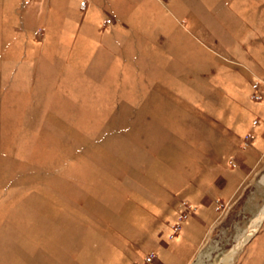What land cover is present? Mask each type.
Segmentation results:
<instances>
[{
  "label": "rangeland",
  "instance_id": "obj_1",
  "mask_svg": "<svg viewBox=\"0 0 264 264\" xmlns=\"http://www.w3.org/2000/svg\"><path fill=\"white\" fill-rule=\"evenodd\" d=\"M124 2L0 0V264H217L264 207V0Z\"/></svg>",
  "mask_w": 264,
  "mask_h": 264
},
{
  "label": "crops",
  "instance_id": "obj_2",
  "mask_svg": "<svg viewBox=\"0 0 264 264\" xmlns=\"http://www.w3.org/2000/svg\"><path fill=\"white\" fill-rule=\"evenodd\" d=\"M121 1V0H120ZM125 1V0H124ZM122 0V2H124ZM126 4H128L127 2H124ZM131 3V2H130ZM133 4V3H132ZM132 11V10H131ZM130 11V12H131ZM128 13L129 15V19L131 20H137L138 19V14L136 13ZM95 29V28H94ZM84 31V32H83ZM97 31H95L93 33V36H97L98 34L96 33ZM81 35L85 38L87 36H90L89 33H86V30H81L80 31ZM89 38V37H87ZM102 44L98 46L97 50H102V51H106L114 46L113 43H111L109 41V39H107V35L102 37ZM101 41V40H100ZM105 48V49H104ZM106 58H107V53L106 56L104 57H100V60H98L99 62H102L105 64L106 62ZM105 66V65H104ZM242 264H264V232H262L260 238L258 239V242L256 243V245H254V247L252 248V250L250 251V253L247 255V257L243 260Z\"/></svg>",
  "mask_w": 264,
  "mask_h": 264
},
{
  "label": "bare ground",
  "instance_id": "obj_3",
  "mask_svg": "<svg viewBox=\"0 0 264 264\" xmlns=\"http://www.w3.org/2000/svg\"><path fill=\"white\" fill-rule=\"evenodd\" d=\"M264 216V207L261 209L258 217L254 220V222L252 223V225L250 226V229L246 230L242 235H240L236 241V244L233 246L234 248L239 247L240 245H242L243 243L245 244L247 242V240L249 239L248 237L254 232V230L257 228L260 220L262 219V217ZM235 253L225 257V259L222 260V264H227L228 261L232 258V256Z\"/></svg>",
  "mask_w": 264,
  "mask_h": 264
},
{
  "label": "water",
  "instance_id": "obj_4",
  "mask_svg": "<svg viewBox=\"0 0 264 264\" xmlns=\"http://www.w3.org/2000/svg\"><path fill=\"white\" fill-rule=\"evenodd\" d=\"M263 221H264V216L262 217V219L260 220V222H259V224H258V226H257V228L254 230V232L248 237L249 239L258 231V229L260 228V226H261V224L263 223ZM244 245V243L242 244V245H240L239 247H237V248H231L230 250H228L222 257H221V259L217 262V264H220L221 262H222V260L225 258V257H227V256H229V255H231V254H233V253H235V252H237L242 246Z\"/></svg>",
  "mask_w": 264,
  "mask_h": 264
},
{
  "label": "built area",
  "instance_id": "obj_5",
  "mask_svg": "<svg viewBox=\"0 0 264 264\" xmlns=\"http://www.w3.org/2000/svg\"><path fill=\"white\" fill-rule=\"evenodd\" d=\"M107 21H108V20H107ZM257 97H259V95H258ZM151 258H152V256L147 257V261L149 262V261L151 260Z\"/></svg>",
  "mask_w": 264,
  "mask_h": 264
}]
</instances>
